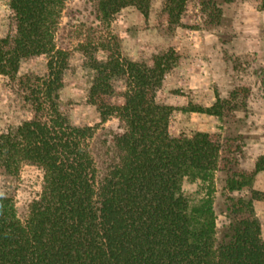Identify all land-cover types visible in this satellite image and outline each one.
<instances>
[{
  "label": "trees",
  "instance_id": "trees-1",
  "mask_svg": "<svg viewBox=\"0 0 264 264\" xmlns=\"http://www.w3.org/2000/svg\"><path fill=\"white\" fill-rule=\"evenodd\" d=\"M70 1L8 0L14 24L0 38V75L31 115L0 133V172L18 177L32 164L42 170L43 183L23 214L14 195L0 193V264H264L255 209L264 194L251 189L264 154L247 171L234 136L171 130L176 108L158 99L162 70L123 57L110 29L116 13L141 0H94L108 31L64 24ZM230 1L200 4L219 24L220 2ZM260 5L264 9V0ZM78 52L90 58L94 74L89 101L101 119L94 126H75L59 109L64 72ZM32 56L46 58V74L18 75L21 61ZM240 94L246 98L250 89L183 110L224 122L239 109ZM110 118L118 119L119 131L105 132ZM186 178L206 183L207 196L196 205L183 192ZM219 185L229 219L222 228L215 209Z\"/></svg>",
  "mask_w": 264,
  "mask_h": 264
},
{
  "label": "rangeland",
  "instance_id": "rangeland-1",
  "mask_svg": "<svg viewBox=\"0 0 264 264\" xmlns=\"http://www.w3.org/2000/svg\"><path fill=\"white\" fill-rule=\"evenodd\" d=\"M260 1L220 2L223 17L215 24L202 10L200 0H141L140 5H127L116 13L110 28L119 40L123 57L162 70L158 99L176 108L171 130L177 134L202 131L234 136L240 166L247 171H253L264 154V9ZM63 23H84L108 31L97 19L94 0H71ZM13 24L8 0H0V38L9 34ZM97 56L105 58L103 52ZM89 65L90 58L82 52L73 54L58 91L59 109L75 126H94L101 121L89 101L94 75ZM46 71V58L32 56L21 61L18 75H43ZM4 82L5 77L0 75V133L31 115L30 106L16 91H8ZM241 86L248 87L250 94L246 98L238 96L239 109L224 122L213 114L183 110L187 106L209 107L217 97L233 99V91ZM104 127L107 133L116 132L120 123L110 118ZM42 183V170L32 164H24L18 177L8 178L0 172V193L14 195L21 214L39 195ZM182 189L191 205L207 196L206 183L199 179H184ZM251 189L264 194V170L254 176ZM219 191L215 209L217 226L222 228L229 219L222 212L225 197L221 185ZM255 209L264 240V200H256Z\"/></svg>",
  "mask_w": 264,
  "mask_h": 264
}]
</instances>
